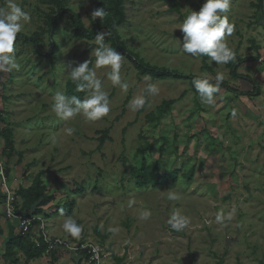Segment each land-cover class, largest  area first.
<instances>
[{
    "label": "rangeland",
    "instance_id": "1",
    "mask_svg": "<svg viewBox=\"0 0 264 264\" xmlns=\"http://www.w3.org/2000/svg\"><path fill=\"white\" fill-rule=\"evenodd\" d=\"M58 1L67 12L79 15L87 29L94 27L96 0ZM58 1L15 0L31 20L22 22L18 34L22 37L15 42L19 70L1 71L7 91L0 126L14 125L21 144L30 141L27 162L34 163L30 172L51 169L48 185L61 186L58 203L77 201L72 218L83 231L79 239L64 231L65 240L98 245L110 264H117L118 256L124 258L123 264H264V13L254 7L257 0H231L227 15L235 30L226 39L235 60L228 64L182 50L179 27L190 10L199 11L205 0H178L181 14L171 13L160 0H126V23L119 28V37L131 53L187 75L207 74L214 80L222 73L226 85L220 86L215 105L209 106L191 81L145 80L123 56L125 91L107 79L110 68L96 67L95 61L92 70L110 101V112L96 121L83 115L65 121L52 111L55 95L65 94L71 68L95 60L98 47L96 41L75 35L68 13L51 36L49 21L60 12ZM6 6L7 0H0V7ZM205 58L210 70L203 67ZM236 66L237 74L251 78L257 91L232 75ZM149 83L157 85L158 94L145 93ZM138 95H147V101L133 110L131 101ZM167 101L176 102L171 113L161 123L149 122L147 116ZM68 128L74 129L71 135ZM105 132L107 140L99 149ZM157 138H166L167 148L161 156L159 141L147 155L149 161L159 164L162 175L194 169L191 184L181 178L175 187H135L130 171L141 162L137 150ZM38 151L39 159L34 156ZM0 159L10 169L6 159ZM77 186L85 192L74 196ZM169 190L177 199H168ZM144 210L151 212L148 219H141ZM174 211L190 218L181 231L167 223ZM218 213L224 214L223 222H217ZM56 255L65 262L74 255V264L83 259L82 252L59 250Z\"/></svg>",
    "mask_w": 264,
    "mask_h": 264
},
{
    "label": "clouds",
    "instance_id": "2",
    "mask_svg": "<svg viewBox=\"0 0 264 264\" xmlns=\"http://www.w3.org/2000/svg\"><path fill=\"white\" fill-rule=\"evenodd\" d=\"M230 4L231 0H205L199 11L190 10L179 27L183 33L182 50L184 53L193 57L207 56L210 61L216 64H228L235 60V52L229 47L226 39L235 30V25L230 22L227 15ZM106 15L107 12L104 8L92 12L94 18L101 19ZM30 20V14L24 11L15 0H7V6L0 7V71L19 70L20 65L14 55L15 42L17 35L24 27L22 22H30ZM104 39L105 33L96 35V44L98 45L94 52L96 67L108 66L110 71L107 72V79L114 87H120L126 91L128 85L121 78L123 55L105 44ZM69 75L76 84L77 91L91 90V93L81 99L76 95L67 96L58 92L52 106V111L56 116L65 121L78 115H83L89 121L105 117L110 112L109 97L103 90V82L97 78L95 70L89 69L88 61L71 68ZM149 79L150 77H145V80ZM223 81L222 73H217L214 80L210 79L207 74H201L194 77L192 83L201 101L212 106L216 103L215 97ZM144 91L147 95H156L159 89L155 83H149ZM147 95H138L133 98L131 101L133 110L144 107ZM235 114L233 112V116ZM73 131L72 128L67 129L69 135ZM168 199H177L176 193L169 190ZM60 211L63 213V209ZM9 215L11 216L12 213L9 212ZM150 216V211L141 212V219H148ZM224 219L223 213L217 214V222H223ZM167 223L173 230L181 231L188 226L190 218L179 211H174L169 216ZM63 230L71 237L79 239L83 228L72 217H67L63 223Z\"/></svg>",
    "mask_w": 264,
    "mask_h": 264
},
{
    "label": "trees",
    "instance_id": "3",
    "mask_svg": "<svg viewBox=\"0 0 264 264\" xmlns=\"http://www.w3.org/2000/svg\"><path fill=\"white\" fill-rule=\"evenodd\" d=\"M58 1V0H57ZM165 2L170 7L171 13L181 14V4L178 0H160ZM126 0H96L97 8H104L107 12V15L103 18H98L94 27L90 30L87 29L81 19V17L73 12H67L58 1V5L61 8L60 12L50 18V34L53 37L55 31L57 29L58 23L60 19L68 13L72 19L74 25V32L78 38L87 40L89 42L96 41V35L100 33H105V43L110 45L113 49L121 53L123 56H126L129 61L134 66L135 70L138 74L142 77H150L153 81H165V80H183V81H193V78L196 76L187 75L183 72L175 70L170 67H161L156 66L148 62L142 56L138 54L131 53L124 42L119 37V28L126 23V9H125ZM254 7L258 9V11L264 13V0H257V3L254 4ZM22 37L17 35V40ZM26 41H32L30 38L24 36ZM35 42V41H34ZM93 50V47L91 48ZM95 60H91L88 62L89 69H93V64ZM204 68L210 70L207 58L204 60ZM246 62V60L240 62V65ZM239 66V65H237ZM236 66V67H237ZM234 67L232 70V75L236 79H240L246 82L251 83L255 90L257 91V86L255 82L249 77H243L237 74L238 67ZM224 83L221 84L222 87L225 88ZM90 90L86 91H77L76 84L71 80V78L66 83V91L65 95L72 96L76 95L81 99H84L86 96L89 95ZM232 91V90H231ZM237 93L238 92H235ZM245 94V93H242ZM241 95V94H240ZM175 101H167L164 102L160 107L157 108L155 113H151L147 116L149 122L161 121L172 111L173 106L175 105ZM0 137L5 141V155L8 161L17 154L15 149V141H14V131L11 128H6L0 132ZM108 132H105L103 137L99 139L100 145L99 149H102L105 141L107 140ZM161 141L163 143L162 147L159 149V153L161 156L164 155L165 150L168 145V140L166 138H157L155 141L148 144V146L144 149H138L137 154L142 156L141 162L138 166H135L131 169V179L134 182V185L137 189L143 190L151 188L153 190L163 189L165 187H175L180 179H184L187 184H191L195 170H191L188 174H183L181 171H173L168 174L162 175L160 171L159 164L157 162L151 163L147 155L153 153L156 150V147ZM23 156H19L18 165L22 164ZM45 172H40L35 179L33 180L32 186L30 188H20L17 192L18 201L21 202L20 208L16 205L15 211L18 214H23L26 212L27 216L30 215V211L32 207L40 202V206L34 213V215H39L43 213V208L50 205L55 197L49 194L47 186L43 182V175ZM85 192V189L82 187L77 186L75 195H80ZM76 206V201L71 200L67 203L60 205L56 208L54 213L55 217H70L73 215L74 208ZM61 209H63V213H61ZM34 226L32 227L31 231L33 230ZM32 233V232H31ZM32 234H23L21 233L20 236L16 238H12L8 240L4 244V252L2 258L5 263L7 264H21L19 254L22 253L26 258V263L28 264L30 261H36L43 258L47 255L48 247L45 245L41 236L37 235V239L39 240L38 243L34 242L32 239ZM57 252L50 254L52 259L55 261L57 260ZM83 259H79V264H95L92 262L91 254L88 250L82 252ZM124 258H117V264H123Z\"/></svg>",
    "mask_w": 264,
    "mask_h": 264
},
{
    "label": "crops",
    "instance_id": "4",
    "mask_svg": "<svg viewBox=\"0 0 264 264\" xmlns=\"http://www.w3.org/2000/svg\"><path fill=\"white\" fill-rule=\"evenodd\" d=\"M2 72L0 71V112H3V102H4V98L6 96V91L5 88H3L2 85ZM4 84V83H3ZM2 127L6 129V125L2 124ZM7 128H11L14 131V141H15V149L17 154L14 155L9 161L5 155V141L3 138L0 137V157L2 159H6V161L9 163L8 166L10 169L7 168L8 170V182H9V187L10 190L16 201V205L20 208V204L21 202L18 201V197H17V192L19 191L20 188H30L32 186L33 180L35 179V177L40 173V172H45V174L43 175V182L44 184L47 186V189L49 191L50 195H53L55 197L54 201L48 205L47 207L43 208V213H41V215H43V217L45 218V222H46V231L49 228L50 229V233H48L51 237L53 238H59V239H64L63 237L64 235V230L61 228V226L63 225L66 217H55L54 213L56 211V208L60 205H63L65 203H67L68 201L73 200V198L71 200H67L65 202H59L58 200L60 198L59 195H61L60 193H57V189H60L61 186H59V184H55V185H51L49 186L48 181L50 178V172L51 169L49 168H43L39 167L34 175V170H32V172H30V170L32 169V167H34V163H28L27 162V151L30 150V148L33 146L31 145L30 141L27 139L26 144H21L18 135L15 131V126L14 125H9ZM4 130L1 128L0 126V132ZM25 143V142H24ZM29 149V150H27ZM40 151L35 152L34 156L38 157V159L41 157L40 156ZM22 155L23 156V162L22 164L18 165V161H19V156ZM28 163V164H27ZM25 166V169L22 167ZM21 167V168H20ZM20 169V170H19ZM25 171L27 174H21L22 171ZM54 171V170H53ZM30 172V173H29ZM60 177H63V179L65 178L64 176L60 175ZM54 180H56L55 175H54ZM65 180V179H64ZM56 182V181H55ZM79 183V182H78ZM59 192V191H58ZM74 194V193H73ZM76 196V195H74ZM5 200H6V196L3 192V188H2V182L0 180V264H7L4 262L2 255L4 252V244L12 239V238H16L18 236H20V234L22 233L21 231V222L19 220H14V219H10L7 217L6 215V205H5ZM76 205H77V201H76ZM76 208V206H75ZM74 208V209H75ZM17 213V212H16ZM45 214V215H44ZM74 214V212H73ZM73 216V215H72ZM70 216V217H72ZM38 231H39V224H35L34 228L32 230V239L34 242L37 241V235H38ZM67 240V239H66ZM64 251V250H62ZM115 253H112V255H114ZM70 257L74 260V255H70ZM19 258H20V262L21 264H25L26 263V258L25 256L20 253L19 254ZM58 260H55L53 262H50L51 264H74L72 263V259L70 262H65V258L64 259H60V257H58ZM118 258H123L121 256H118ZM47 261H52V259L50 257H48L47 255H45L43 258L36 260V261H30L28 264H50ZM79 263V262H78ZM84 264V263H83ZM103 264H110L109 262H106V260H103ZM199 264V263H198Z\"/></svg>",
    "mask_w": 264,
    "mask_h": 264
},
{
    "label": "built area",
    "instance_id": "5",
    "mask_svg": "<svg viewBox=\"0 0 264 264\" xmlns=\"http://www.w3.org/2000/svg\"><path fill=\"white\" fill-rule=\"evenodd\" d=\"M1 116V112H0ZM0 180L2 182L3 192L6 196V215L10 219L19 220L21 222V231L23 234H32L31 229L35 224H39V235L43 239L45 245L48 247L47 255L56 253L59 250L69 251L71 253H78L88 250L91 254V261L95 264H103V249L95 244L73 243L69 239H59L51 237L46 231V222L43 215H23L16 213V199L13 193L7 187L8 170L5 163L0 159ZM9 212L12 215H9ZM38 239L36 243H38Z\"/></svg>",
    "mask_w": 264,
    "mask_h": 264
},
{
    "label": "water",
    "instance_id": "6",
    "mask_svg": "<svg viewBox=\"0 0 264 264\" xmlns=\"http://www.w3.org/2000/svg\"><path fill=\"white\" fill-rule=\"evenodd\" d=\"M39 206H40V202L36 203V204L32 207V209H31V211H30V215H34V213L36 212V210L38 209ZM26 214H27L26 212L23 213V215H26ZM230 245H231V242H230V240H228V241H227V246H230Z\"/></svg>",
    "mask_w": 264,
    "mask_h": 264
}]
</instances>
